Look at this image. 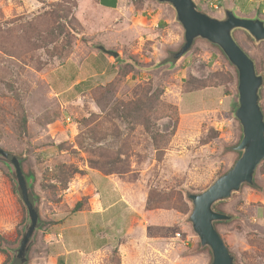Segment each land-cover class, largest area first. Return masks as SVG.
<instances>
[{
    "label": "rangeland",
    "instance_id": "1",
    "mask_svg": "<svg viewBox=\"0 0 264 264\" xmlns=\"http://www.w3.org/2000/svg\"><path fill=\"white\" fill-rule=\"evenodd\" d=\"M197 6L264 22V0ZM231 35L264 79V40ZM184 43L156 0H0V147L20 155L19 189L32 187L45 222L29 249L18 183L0 162L2 264L211 263L190 196L238 158L237 70L216 45ZM99 45L118 53L101 75ZM259 104L264 114V81ZM251 183L213 206L230 215L215 227L235 264H264V159Z\"/></svg>",
    "mask_w": 264,
    "mask_h": 264
},
{
    "label": "water",
    "instance_id": "2",
    "mask_svg": "<svg viewBox=\"0 0 264 264\" xmlns=\"http://www.w3.org/2000/svg\"><path fill=\"white\" fill-rule=\"evenodd\" d=\"M156 1L167 3L174 9L177 21L184 30V50L195 39L206 40L219 47L237 70L238 107L234 116L242 130L240 155L232 167L207 189L190 196L192 212L189 217L198 238L210 250V264H235L233 255L214 224L229 219L230 215L214 210L213 206L230 197L242 185L254 181L256 168L264 159V114L259 104V89L264 79L257 74L254 61L232 37L231 31L243 29L255 40L263 41L264 22L258 18L239 17L231 10L227 11L223 19H217L202 12L194 0ZM98 49L114 58L118 56L116 51L102 45Z\"/></svg>",
    "mask_w": 264,
    "mask_h": 264
},
{
    "label": "trees",
    "instance_id": "3",
    "mask_svg": "<svg viewBox=\"0 0 264 264\" xmlns=\"http://www.w3.org/2000/svg\"><path fill=\"white\" fill-rule=\"evenodd\" d=\"M262 7L258 6L257 12L260 13L262 11ZM240 155V151H238V156ZM21 157L19 154L11 151H7L0 147V162L4 164V166L8 169L12 181H16L18 183V188L13 186V191L18 194V196L21 198L25 205L26 209V221H30L29 226H31V234L26 238V242L30 247L34 244L35 238H36V232L37 230L42 227L45 222L40 218L39 213H38V202H39V197L32 191V187L30 186L29 192L26 190H20L19 185H21V180L25 176L21 169ZM17 185V184H16ZM249 185H253V183H250ZM27 191V192H23ZM219 202V201H218ZM79 205V204H77ZM24 222L22 226V231H21V238L20 241L24 237V231H26V235L29 233V230L25 227L26 223ZM219 222V221H217ZM215 222L214 224H216ZM29 228V227H28ZM19 241V239H18ZM13 248L10 247L9 250Z\"/></svg>",
    "mask_w": 264,
    "mask_h": 264
},
{
    "label": "crops",
    "instance_id": "4",
    "mask_svg": "<svg viewBox=\"0 0 264 264\" xmlns=\"http://www.w3.org/2000/svg\"><path fill=\"white\" fill-rule=\"evenodd\" d=\"M130 1L131 0H98V4H99V6L101 7V8H103V9H105V10H120V9H122V8H124V7H126L127 6V4H129L130 3ZM221 3H222V1H221ZM97 60L98 61H100V65H101V67L99 68V72H97V74L98 75H101V74H103L108 68H109V66L113 63L108 57H107V55H106V53H104V52H102L101 51V53L97 56ZM73 83L74 84H72V88L73 87H76L78 84H80L82 81L78 78V77H74L73 79ZM71 80V81H72ZM69 88H71V87H68V88H66V89H64V90H62V89H60L59 91H62L63 93H65ZM62 92H60V93H62ZM60 238H62V236L60 235L59 236V239L58 238H56V242H58L59 240H60ZM35 242V241H34ZM105 242V240L102 242V243H104ZM100 245H103V244H100ZM33 246V245H32ZM32 246H31V248H32ZM100 247L101 246H97V248L96 249H100ZM103 247V246H102ZM46 248H48L49 249V251L52 253L53 251L51 250V249H55V248H51L50 249V247H46ZM70 251H65V253L64 254H68ZM71 252H73V251H71ZM79 253H80V251H79ZM63 254V253H62ZM63 254V255H64ZM81 254V253H80ZM49 258H52V257H49ZM61 261H62V259H60ZM0 264H2V262H0ZM51 264H53V263H51Z\"/></svg>",
    "mask_w": 264,
    "mask_h": 264
},
{
    "label": "built area",
    "instance_id": "5",
    "mask_svg": "<svg viewBox=\"0 0 264 264\" xmlns=\"http://www.w3.org/2000/svg\"><path fill=\"white\" fill-rule=\"evenodd\" d=\"M195 3L197 4L198 1H201V0H194ZM206 2V5L208 8L212 9V10H218L219 7L221 6V1L222 0H203ZM248 1H252V0H248ZM263 12H264V9H263Z\"/></svg>",
    "mask_w": 264,
    "mask_h": 264
}]
</instances>
